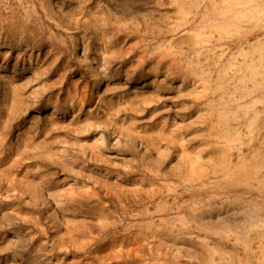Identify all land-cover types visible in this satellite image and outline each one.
<instances>
[{
    "label": "rangeland",
    "instance_id": "obj_1",
    "mask_svg": "<svg viewBox=\"0 0 264 264\" xmlns=\"http://www.w3.org/2000/svg\"><path fill=\"white\" fill-rule=\"evenodd\" d=\"M260 220L264 0H0V264H264Z\"/></svg>",
    "mask_w": 264,
    "mask_h": 264
},
{
    "label": "bare ground",
    "instance_id": "obj_2",
    "mask_svg": "<svg viewBox=\"0 0 264 264\" xmlns=\"http://www.w3.org/2000/svg\"><path fill=\"white\" fill-rule=\"evenodd\" d=\"M237 1V0H236ZM212 4V3H211ZM216 4V3H215ZM233 5H238L236 2H233V4L230 6V8L232 9V7H233ZM235 10V9H234ZM192 215H190V217H191ZM187 217H188V219H190L189 218V216L187 215ZM191 218H193V219H196L195 218V216L194 217H191ZM198 220V219H197ZM220 226V228H226L227 226L226 225H219ZM256 229V228H260V229H263L264 228V221H262V220H260L259 222H256L255 224H252L250 227H249V230H251V229ZM258 230V229H257ZM20 258V257H19Z\"/></svg>",
    "mask_w": 264,
    "mask_h": 264
}]
</instances>
